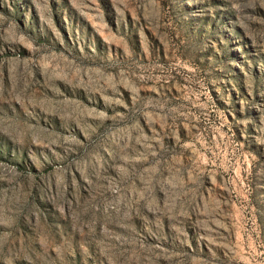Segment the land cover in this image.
I'll return each instance as SVG.
<instances>
[{
  "label": "rangeland",
  "instance_id": "1",
  "mask_svg": "<svg viewBox=\"0 0 264 264\" xmlns=\"http://www.w3.org/2000/svg\"><path fill=\"white\" fill-rule=\"evenodd\" d=\"M0 264H264V0H0Z\"/></svg>",
  "mask_w": 264,
  "mask_h": 264
}]
</instances>
